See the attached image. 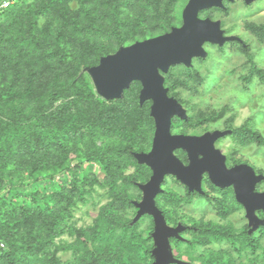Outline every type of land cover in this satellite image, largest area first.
<instances>
[{
  "label": "trees",
  "instance_id": "trees-1",
  "mask_svg": "<svg viewBox=\"0 0 264 264\" xmlns=\"http://www.w3.org/2000/svg\"><path fill=\"white\" fill-rule=\"evenodd\" d=\"M5 1L13 0L0 5ZM178 1L15 0L0 10V264L153 263V224L142 230L144 219L128 215L141 198L137 186L151 176L134 158L151 147L150 102L139 105L138 82L120 100L99 98L83 71L128 44L168 33ZM255 31L264 37V26ZM170 71L168 95L182 84L179 76L185 87L194 79L190 68ZM236 134L242 144L264 147L248 126ZM97 188L110 201L91 226L77 229L74 210ZM161 197L180 206L174 194ZM196 229L184 252L190 264L264 262L254 235L212 224ZM64 235L71 241L60 240ZM59 252L70 259L63 262Z\"/></svg>",
  "mask_w": 264,
  "mask_h": 264
},
{
  "label": "water",
  "instance_id": "water-1",
  "mask_svg": "<svg viewBox=\"0 0 264 264\" xmlns=\"http://www.w3.org/2000/svg\"><path fill=\"white\" fill-rule=\"evenodd\" d=\"M255 1L257 0H245L246 4ZM211 8L224 9L223 0H189L183 11L181 28H173L170 33L160 37L122 48L113 56L101 58L99 65L88 71L95 89L104 100L122 99L130 85L139 82L141 84L139 105L151 102L150 117L155 127L152 147L149 153L134 154V158L140 165L147 166L152 176L146 185L139 187L143 198L141 203L136 204L137 215L134 222L145 215L153 219L152 239L155 248L152 264H183L173 258L168 251V240L177 238L181 229L167 227L161 211L155 204L156 197L163 192L161 185L164 178L168 175L190 185V189L198 187L204 171H208L212 182L219 187L236 183L235 194L238 202L246 209L249 225H254L252 231L263 225V222L257 220L254 212L260 209L264 211V193H253L254 185L262 181V177H254L248 184L244 177L250 174L240 173V170H248L254 176L251 169L239 167L227 171L224 159L213 148L207 155L204 154V160L191 161L188 167H183L173 154L176 149H184L193 160L199 139L171 134L172 119L179 117L186 120V114L182 106L168 96L162 75L167 74L174 66L191 67L193 58H205L206 53L203 49L205 43L221 47L238 40L234 37H224L218 22L198 18L200 11ZM224 135L217 132L212 139L216 140ZM217 176L220 177L217 179Z\"/></svg>",
  "mask_w": 264,
  "mask_h": 264
},
{
  "label": "rangeland",
  "instance_id": "rangeland-1",
  "mask_svg": "<svg viewBox=\"0 0 264 264\" xmlns=\"http://www.w3.org/2000/svg\"><path fill=\"white\" fill-rule=\"evenodd\" d=\"M188 2L189 0L178 1L174 11L177 25L173 28H181L183 22V11ZM208 15L211 17V19H209L210 21L212 20L213 22H218L220 24V29L223 34L228 37L238 39L237 42L239 43H230L223 47H216L209 44L206 47H203L206 53L205 59L199 63H194L193 61L191 67H187L192 70L194 77V79L191 80V84L189 83L190 85L185 87L182 85L185 81L184 78L179 76V79L182 80V84L177 85L174 88V93H170L169 96L172 98L176 97L180 104L183 105L186 110L188 109V115L192 123H198V121L199 123H202V121H206V118L214 117L217 121L209 126H213L218 131L226 130L227 128L235 130L243 126H248L264 138V37H259L257 31H255L256 28L264 26V0H258L251 4H244L241 0H233L232 2L226 4V8L224 10H211L208 12L207 16ZM201 17L203 18L204 16ZM171 30L168 33H170ZM162 35L149 38L147 40L154 39ZM134 44L135 43L128 44L122 48H127ZM242 48L245 49V52L247 53L242 52ZM120 49L108 56L117 54ZM172 68L173 67H171L169 71ZM83 72L88 75L95 93L99 98H101L95 89L88 70H84ZM260 72L263 75V77L261 76L262 78L260 77ZM167 74L162 75L164 83L165 75ZM244 77L248 78L246 87V84L243 83ZM191 85L192 91H187ZM140 91L141 84L139 94ZM150 107L151 102L149 111ZM180 128L181 127L176 126L173 133H180ZM195 128L196 130H194V132H197V124ZM183 131L190 134L192 133L190 131L193 130H188L184 127ZM232 139L233 138H228L223 143L221 151L227 154L231 149L234 154L232 162L235 161V159H240L239 161H247L264 174V147H258L251 144L244 147H238ZM150 150L146 153H149ZM91 170L98 176L99 180H102L103 175L98 167L94 166ZM133 170V168H130L125 174H131ZM64 178L65 175L62 177H56V184H60ZM68 180L69 177L67 178V181ZM140 186L142 185H138L137 188L141 193V198L133 201L135 211H128V215L134 217L133 221L137 215L136 204L141 203L143 198V194L139 188ZM168 192L169 194L171 192L175 194L177 193L179 194V197L184 196L185 193L180 186L175 184L172 178H168L163 184V192L155 199L157 209L167 213L168 218L172 219L171 222H173V224H176L177 219H183L184 221L189 222L202 219V221H210V223L221 224V226L225 227L227 225H232L234 228H242L241 226L244 222L241 218V213L234 214L231 217L229 216L226 220L223 218L221 221V218L214 215L211 207L202 200H194L189 205H185L180 201V206L174 209L170 207V202L167 199L165 200L163 199L164 197H161V195ZM129 193L134 196L138 195L135 189L129 190ZM109 201L110 199L105 195V191L103 189H95V192H92L90 198H87L85 202L78 204L77 208H75L71 222L74 223L77 229L91 226L94 220L98 217L100 209L106 206ZM160 206H162L164 210H162ZM142 219H144L140 227L142 230L149 227L151 223L154 224L153 219L148 215L143 216L138 221ZM153 232L154 225L152 234ZM61 239L67 242L71 241L67 235H64L60 238V240ZM58 241L59 239L56 240V242ZM153 242L154 241L152 239V243ZM260 245L261 248L264 249V240ZM178 246L179 242H169L168 251L173 258H176L175 256L180 253ZM226 247L227 245H223L220 248L225 249ZM58 256L63 262H65L70 259V252H59ZM257 260L259 264H264L261 257H258Z\"/></svg>",
  "mask_w": 264,
  "mask_h": 264
},
{
  "label": "flooded vegetation",
  "instance_id": "flooded-vegetation-1",
  "mask_svg": "<svg viewBox=\"0 0 264 264\" xmlns=\"http://www.w3.org/2000/svg\"><path fill=\"white\" fill-rule=\"evenodd\" d=\"M241 2L246 4L245 0H241ZM228 3H230V1L223 0L224 9L226 8V4H228ZM215 9H218L221 11L224 10V9H219V8H211V9L203 10V11H200L198 13V18L201 20L211 19V17L209 15L207 16V14L211 10H215ZM205 15H206V17H205ZM201 16H204V17L202 18ZM211 22H213V21L211 20ZM182 25H183V22H182ZM223 36L228 37L225 34H223ZM237 41L228 42V43L224 44L223 46L230 44V43H239ZM209 44L210 43H205L203 45V47H206ZM211 45H213V44H211ZM213 46L219 47L217 45H213ZM223 46H221V47H223ZM204 59L205 58H193L192 62L194 61V63L195 62L199 63V62H202V60H204ZM181 66H183V65H181ZM247 77L243 78V83H245V84H246V82H248ZM246 86H247V84L245 85V87ZM168 92H169V90H168ZM170 98H172V97H170ZM173 99H175V98H173ZM175 100L180 104L178 99H175ZM181 106H182L183 110L185 111L186 120H182L179 117H174L172 119V123H171V134L176 135V136H187L190 138L199 139V141L197 143V147L195 149V154L193 156V160L190 159L189 152L184 150V149H176L174 151V153H173L174 156L183 165V167H188L191 164V161L192 162H194V161L201 162L202 160H204V154L207 155L210 152V150H212V148H213L214 151L219 152L220 156L224 159V166H225V169L227 171H231L232 169H235V168L238 169L239 167H247V168L251 169L254 176L248 170H240V173H244L246 175L250 174L248 177H244L248 184L252 180V178L262 177L263 180L254 185L253 193L263 194L264 193V174L261 171L257 170L252 164L248 163L247 161H239L240 159H235V161L232 162V159H234L233 158L234 154L231 151V149L229 150V152L227 154L223 153L221 151V146L223 145V143L228 138H233L232 141L235 144H237L236 146H238V147H244L248 144H251V145H255V144H253V143L242 144V142L240 141L241 139L238 138V135L236 134V129L233 130V129L227 128L226 130H220L221 131L220 132L216 128H214L213 126H209L210 124H213L217 121L216 118H214V117L213 118H206L205 119L206 121H202V123H199V121H198V123L197 122L192 123L190 121V117L188 115V109L186 110L183 105H181ZM196 124L198 126V128H197L198 130H197V132H194V130H196V128H195ZM176 126L181 127L180 133L174 134L173 130L176 128ZM184 127L187 128L188 130H193V131H190L192 133L188 134V132L183 131ZM217 132L218 133H224L225 135L223 137L216 139V140L212 139V136L214 134H216ZM219 177L220 176H217V179ZM168 178H170V179L172 178L173 181L175 182V184L180 186L184 190L185 195L182 197H179L178 196L179 194H177V193L175 194V193L171 192V194H174L176 198L178 197L177 199L179 201H181V203L183 202L185 205L186 204L189 205L194 200H202V201L206 202L211 207L214 215L221 218V221L223 218H224V220H226L227 218H229V216L231 217L234 214L241 213V215H242L241 218L244 222L243 225L241 226L242 228H234V226H232V225H227L226 227L225 226H222V227L227 228V227L231 226L234 230L239 231L240 233L246 232L248 235H251V236L254 235L256 238V241L259 242V245L264 240V211L262 209L255 210V212H254L255 217L257 218L258 221L263 222V225H260L258 227V229H256L255 231H252L254 228V225H251V226L249 225V220L247 218L246 209L237 200V197L235 194L236 183H234L233 185L227 186V187H219L212 182L208 171H204L200 176L198 187L194 186L193 189H190V185L184 184L181 181H179L176 177L168 175L164 178V181L161 185L162 191H163V184L166 182V180ZM235 180L237 181V179H235ZM217 208H219V210L224 208V210L228 211V214L225 217H223L222 215H224V210L222 209L221 211H219V210L217 211ZM161 213H163V212L161 211ZM166 216L163 215L167 227H169L171 229H175V228L181 229V232L178 234V237L177 238H170L168 240V242H170V243L171 242H179L178 247H179V252H180L179 254L181 255V257H180V259H177V260H179L185 264L189 263L188 257L184 256V252L187 250V247H188V242H189V239L191 236L190 233L191 232L193 233L194 231L198 230L196 228L199 226H202L204 224L205 225H211L214 223H210V221H205V220H203L204 221L203 222L202 219H198L197 221H192V222L184 221L183 219H177L176 224H173V222H171L172 219H170V218H168V216L167 217ZM213 226H221V224L216 223ZM153 245H154V242H153ZM223 245L226 246L227 244L223 243ZM215 246H217V245L214 242H212V244L209 245V247L213 248V249H215ZM227 246H229V245H227ZM203 249H205V248H203Z\"/></svg>",
  "mask_w": 264,
  "mask_h": 264
},
{
  "label": "built area",
  "instance_id": "built-area-1",
  "mask_svg": "<svg viewBox=\"0 0 264 264\" xmlns=\"http://www.w3.org/2000/svg\"><path fill=\"white\" fill-rule=\"evenodd\" d=\"M13 1H15V0H13ZM13 1H5V2H3V3L0 5V10L5 9V8H7L8 6H10V5L13 3Z\"/></svg>",
  "mask_w": 264,
  "mask_h": 264
}]
</instances>
